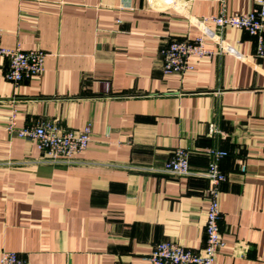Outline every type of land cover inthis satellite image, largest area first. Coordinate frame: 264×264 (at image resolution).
I'll return each instance as SVG.
<instances>
[{
	"label": "crops",
	"instance_id": "crops-1",
	"mask_svg": "<svg viewBox=\"0 0 264 264\" xmlns=\"http://www.w3.org/2000/svg\"><path fill=\"white\" fill-rule=\"evenodd\" d=\"M257 0H0L4 45L46 51L44 70L14 82L0 54V256L30 264H147L162 240L202 248L207 177L162 169L175 149L193 171L221 168L216 264H264V56L247 30L197 17ZM208 33L224 52L166 73L161 48ZM109 84L105 89L104 83ZM43 120L92 125L71 163L50 162L8 129Z\"/></svg>",
	"mask_w": 264,
	"mask_h": 264
},
{
	"label": "built area",
	"instance_id": "built-area-1",
	"mask_svg": "<svg viewBox=\"0 0 264 264\" xmlns=\"http://www.w3.org/2000/svg\"><path fill=\"white\" fill-rule=\"evenodd\" d=\"M202 23L214 22L222 31L225 26H234L247 30L256 38V54L264 56V0H257L256 5L245 11L227 13L224 8L197 17ZM208 33L205 29L193 38L172 39L161 48L163 69L166 73L186 72L195 68V58L213 55L227 50L226 44L220 42L218 48L207 42ZM0 54L9 59L5 72L7 79L14 82L32 78L44 70L46 51L41 48L24 49L20 45L9 47L1 41ZM109 84L104 83L105 89ZM8 129L19 136L34 140L43 152L44 158L50 162L71 163L75 155L89 147L92 136V125L86 123L80 128H64L57 122L43 120L35 124L17 126L15 112L11 115ZM210 159L205 168L193 171L190 163V152L184 147L175 149L171 157L165 160L162 169L180 175L196 173L208 178V207L206 218V239L202 248L173 240L158 242L149 253L147 264H216L222 239L220 218L221 184L228 175L221 168V159L227 154L222 148L212 147L208 150ZM0 264H30L24 255L16 250H3Z\"/></svg>",
	"mask_w": 264,
	"mask_h": 264
}]
</instances>
